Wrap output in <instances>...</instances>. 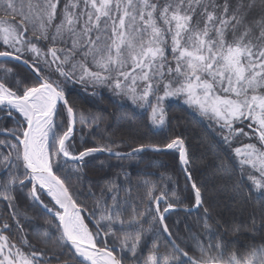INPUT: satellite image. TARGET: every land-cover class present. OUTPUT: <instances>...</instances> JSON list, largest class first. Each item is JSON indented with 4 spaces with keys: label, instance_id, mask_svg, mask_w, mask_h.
Returning <instances> with one entry per match:
<instances>
[{
    "label": "snow or ice",
    "instance_id": "snow-or-ice-1",
    "mask_svg": "<svg viewBox=\"0 0 264 264\" xmlns=\"http://www.w3.org/2000/svg\"><path fill=\"white\" fill-rule=\"evenodd\" d=\"M257 7L260 18L249 21ZM69 41L70 48L58 46ZM0 49V169L5 173L0 200L11 210L0 215V264H264V245L241 257L219 238L212 241L209 207L203 208L202 229L208 243L191 237L197 256L181 247L167 223L166 214L174 207L168 191L159 196L147 191L150 203L144 212L133 209L126 215L127 202L115 194L111 205L97 200L89 211L72 191V176L64 174L68 161L79 173L85 158L95 153L123 160L145 150H175L192 181L194 207H202V190L189 170L191 157L182 137L141 142L131 152L113 151L121 145L112 143L77 152L76 107L67 85L81 84L86 92L92 90V97L107 89L127 98L158 129L167 126V103L182 100L225 145L249 138L264 146V0H37L27 11L16 0H0ZM8 58L32 70L30 81L16 76ZM99 118L81 112L79 123ZM7 119L11 127L4 125ZM129 139L136 140L131 131ZM234 153L241 175L254 191L264 193V147L248 142ZM17 191L24 193L29 208L43 210L48 228L35 234L39 243L52 246L54 255L27 238L21 216H28L19 210ZM171 196L179 199L177 193ZM260 211L264 221V198ZM146 233L156 238L145 256ZM159 234H166L163 245Z\"/></svg>",
    "mask_w": 264,
    "mask_h": 264
},
{
    "label": "trees",
    "instance_id": "trees-1",
    "mask_svg": "<svg viewBox=\"0 0 264 264\" xmlns=\"http://www.w3.org/2000/svg\"><path fill=\"white\" fill-rule=\"evenodd\" d=\"M230 2L234 4L236 0ZM244 2L247 3L248 0ZM259 18L260 8L257 7L249 13L247 19L252 21ZM256 31L258 33V29ZM41 45L44 46V50L47 49L44 41L38 43V46ZM58 46L70 48L71 42ZM7 66L13 69L18 78L30 81L34 75L17 62L7 60ZM54 69L55 65L53 72ZM55 75L58 76V73ZM67 93L76 107L73 142L77 152L87 147L109 143L121 145L119 148L114 147L113 151L131 152V149L138 147L141 142H160L168 138L182 137L191 157L189 170L193 180L202 190L204 201L202 207H194L192 181L187 179L186 173L182 170L175 150H166L162 153L145 150L134 158L123 160L103 152L86 157L82 171L79 173L75 172V166L68 161L64 173L72 176L69 181L73 186L72 191L80 194L79 198L88 205L89 211L97 206V200L111 205L112 196L115 194L122 204L127 202L124 204L127 209L126 215H130L133 209L144 212L150 203L146 192L151 190L153 195L159 196L160 191L164 190L170 193L169 200L174 205L166 214L167 223L173 234L178 236L181 247L190 253L195 252L197 256L199 255L191 239L193 235H198L205 244L208 243V236L202 230L205 219L204 207L211 209L208 223L211 226L209 235L213 242L219 238L231 251L241 257L250 252L253 246L259 248L264 245V221L261 219L260 211L264 193L254 191L247 176L241 175L239 158L235 157L234 153L235 147H243L252 140L234 139L231 146L225 145L209 127V122L184 105L182 100H174L167 104V126L164 129H155L151 126L148 114L144 110L114 96L107 89H99L98 96L92 97L89 90L87 92L84 90L83 85L74 84V87L67 85ZM81 112L85 116L98 115L100 118L95 122L81 124L79 123ZM3 123L6 127L12 126L11 119L4 120ZM130 131L136 137L135 141L129 139ZM4 175L5 173L0 169V178ZM77 176L80 179H77ZM113 182L115 187H111ZM27 190L28 188H25L24 192ZM173 192L178 194L179 199L171 196ZM15 195L20 212H27L28 219L21 216V223L28 233L27 238L37 248L48 252L50 256L54 255L52 246L39 243L35 234L36 232L42 234V231L48 228L43 210L38 207L29 208L24 193L17 191ZM164 206L165 202L161 201V209ZM155 207L153 203V210ZM10 211L7 202L0 200V215H7ZM84 215L88 216L89 212L86 211ZM9 219L14 226L15 221ZM143 219L147 221L149 217L145 216ZM253 219L255 231H252ZM233 225L239 226V230L234 231ZM154 238L156 237L152 234H145L143 241L145 256ZM165 239L166 234H159L158 243L163 245Z\"/></svg>",
    "mask_w": 264,
    "mask_h": 264
},
{
    "label": "rangeland",
    "instance_id": "rangeland-1",
    "mask_svg": "<svg viewBox=\"0 0 264 264\" xmlns=\"http://www.w3.org/2000/svg\"><path fill=\"white\" fill-rule=\"evenodd\" d=\"M16 2H17V4L19 5V4H21V3H23L24 4V10L25 11H27L28 10V4L29 3H33V4H35L36 2H37V0H16ZM45 49V48H44ZM45 51H47V49L45 50ZM29 58H31V54H29ZM76 59L77 58H79V56H77V57H75ZM49 59H50V56H49ZM75 85H78V83H76ZM80 86H81V84H79ZM68 86L69 87H74V83H68ZM92 90L91 89H89V93L91 92ZM98 96V95H97ZM120 99H125V100H127V101H129V102H131L130 100H128L127 98H124V97H119ZM175 99H173V100H170L168 103H170L171 101H174ZM132 103V102H131ZM167 103V104H168ZM133 104V103H132ZM167 106V105H166ZM75 119H76V117H75ZM206 120V119H205ZM76 124V123H75ZM156 129V128H155ZM248 131H250V130H248ZM249 139V138H248ZM252 142L254 143V142H256V144H257V147H264V146H261V145H259V143L256 141V140H252ZM239 160V159H238ZM246 168H247V166H245ZM247 171H252L250 168H247ZM254 175H259L258 173H253Z\"/></svg>",
    "mask_w": 264,
    "mask_h": 264
},
{
    "label": "water",
    "instance_id": "water-1",
    "mask_svg": "<svg viewBox=\"0 0 264 264\" xmlns=\"http://www.w3.org/2000/svg\"><path fill=\"white\" fill-rule=\"evenodd\" d=\"M1 59H4V58H0V60H1ZM7 60H11V61L17 62V63L23 65L24 67H26L28 70H30V72H32V70H31L29 67H27L26 65H24L22 62H18V61L14 60V59H11V58H8ZM32 73H33V72H32ZM33 74H34V73H33ZM74 129H75V125H74Z\"/></svg>",
    "mask_w": 264,
    "mask_h": 264
},
{
    "label": "bare ground",
    "instance_id": "bare-ground-1",
    "mask_svg": "<svg viewBox=\"0 0 264 264\" xmlns=\"http://www.w3.org/2000/svg\"><path fill=\"white\" fill-rule=\"evenodd\" d=\"M1 60H3V59H1Z\"/></svg>",
    "mask_w": 264,
    "mask_h": 264
}]
</instances>
